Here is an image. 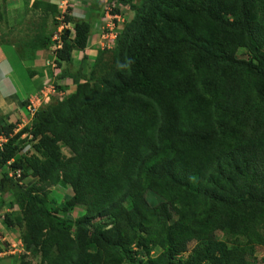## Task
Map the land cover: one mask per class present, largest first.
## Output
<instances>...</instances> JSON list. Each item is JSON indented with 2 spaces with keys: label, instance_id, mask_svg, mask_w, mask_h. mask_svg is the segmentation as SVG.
Returning a JSON list of instances; mask_svg holds the SVG:
<instances>
[{
  "label": "trees",
  "instance_id": "1",
  "mask_svg": "<svg viewBox=\"0 0 264 264\" xmlns=\"http://www.w3.org/2000/svg\"><path fill=\"white\" fill-rule=\"evenodd\" d=\"M119 1L134 17L110 61L108 50L92 62L82 53L78 71L60 78L73 92L30 127L0 126V176L22 208L6 226L24 229L26 257L41 264H264V0ZM87 10L89 20L98 13ZM89 20L63 37L58 66L88 48ZM50 44L39 34L24 52ZM25 133L37 155L18 156ZM12 160L11 170H31V186L9 178ZM58 186L73 191L62 209L51 205ZM76 207L81 217L61 215Z\"/></svg>",
  "mask_w": 264,
  "mask_h": 264
},
{
  "label": "rangeland",
  "instance_id": "2",
  "mask_svg": "<svg viewBox=\"0 0 264 264\" xmlns=\"http://www.w3.org/2000/svg\"><path fill=\"white\" fill-rule=\"evenodd\" d=\"M60 1L57 4L58 13L56 16H45L39 10H35L32 6V0H29V3L24 4L22 7L18 6L17 0H8L4 8H0V40L5 45H11L18 52V56H15V60H12L11 63V67L15 71V76H11L12 87L18 92L16 96L10 95L13 91L10 85L4 89L6 94L9 95V97H6V110H9L10 114L5 116L7 117L6 120L3 116H0V126L3 124H16L18 126L15 133L25 127H30L32 124V113L28 107L22 105L23 102L38 103L37 97H42L40 103L43 105L42 109H45L49 104H55L60 99L56 93L61 91L67 96L73 92L75 85L72 80L70 78L60 79L61 76L68 72L75 74L80 68L83 54L89 56L91 59L89 61L92 62L99 56L101 51L108 50L109 53L104 55L103 60L110 61L116 38L125 24L134 17V12L130 6L121 3L119 0H63L61 4ZM128 1L136 5L141 2V0ZM89 5L95 7V12H98L90 20L87 15ZM115 9L119 11L116 13L117 16L113 14ZM66 14L70 15L72 19L70 24L66 22ZM85 20H89L93 28L88 48L85 52L74 51L72 54L73 60L70 63L64 62L61 67L58 66L55 55L59 46L58 41L62 40L64 36L72 40L75 36L74 25ZM39 34L51 37V44L47 49L36 53V56L32 52L26 54L24 52L25 46L30 43L33 37ZM55 38H58V40H55ZM9 56L14 58V55L10 52ZM239 58H247L246 53L241 51ZM31 71L38 73L34 81L29 75ZM28 83H31L33 87ZM29 86L32 87L31 90ZM59 87L62 90H59ZM25 90H28L29 93H26ZM62 150L65 155H70L68 149L62 147ZM7 169H9V166ZM9 173L12 174L15 181L21 183L24 187L31 186L35 181L31 177V170L28 168L21 170V178L15 173V170L9 169ZM8 186L9 183L0 176V198L5 202V205L0 208V264H23V262L41 264L39 258L26 257V252L20 241L24 229L19 226L7 227L4 222L6 214H11L14 217L22 214V208L13 201ZM72 194L73 191L70 186L52 188L51 205L56 206L53 202L55 199L57 206L62 209L65 202L72 197ZM146 197L151 206L158 204L161 200L152 193H147ZM82 214L83 209L80 207L68 212L61 210L62 216L72 219H77ZM216 238L221 239L222 236L217 235ZM158 252L159 250H156L154 255L156 256ZM263 255L264 250L259 248L256 256L260 259Z\"/></svg>",
  "mask_w": 264,
  "mask_h": 264
},
{
  "label": "crops",
  "instance_id": "3",
  "mask_svg": "<svg viewBox=\"0 0 264 264\" xmlns=\"http://www.w3.org/2000/svg\"><path fill=\"white\" fill-rule=\"evenodd\" d=\"M35 0H32V3ZM47 3L52 4H59V0H42ZM62 0L60 1V3ZM17 3L19 7H22L24 5V0H17ZM9 52L14 55V58L12 56H9ZM15 56H18L17 49L12 48V46H7L5 44H1L0 41V116H3L6 120V115L10 114L9 110L7 109V98L9 97L8 94L5 92V88L9 85L12 87V80L11 76H15V71L13 70V67H11L12 60H15ZM38 75V73H37ZM37 75H35L32 79L33 81L37 78ZM30 86L33 87L31 83H28ZM30 90L32 87H30ZM13 89V87H12ZM29 90V89H28ZM28 90H25L26 93H29ZM18 92V90L13 89L12 93L10 95H15Z\"/></svg>",
  "mask_w": 264,
  "mask_h": 264
},
{
  "label": "clouds",
  "instance_id": "4",
  "mask_svg": "<svg viewBox=\"0 0 264 264\" xmlns=\"http://www.w3.org/2000/svg\"><path fill=\"white\" fill-rule=\"evenodd\" d=\"M63 1V0H62ZM62 3V2H61ZM60 3V4H61ZM63 3H65V2H63ZM33 4V3H32ZM56 5V4H55ZM58 7V6H57ZM59 7H60V5H59ZM66 10V9H65ZM63 12H65V11H63ZM118 14H115V16H117ZM74 28V27H73ZM75 32V31H74ZM75 35V34H74ZM55 40H58V38H55ZM89 42H90V40H89ZM58 43H59V46H58V49H61L62 48V45H63V43H62V40H60V41H58ZM114 45H115V43H114ZM57 49V50H58ZM68 79V78H67ZM54 92H55V89H54ZM17 94V93H16ZM16 94H15V96H16ZM57 95H58V97H60V99L58 100V101H60V100H62L64 97H66V95H65V93L64 92H58V93H56ZM40 98H42V97H37V99H38V103H35V102H32V103H27V105H25L24 107H28L29 108V110L31 111V113H32V116H33V119H34V117H35V114L38 112V111H40V110H43L42 109V104L40 103ZM23 102V101H22ZM57 102V101H56ZM34 103V104H33ZM49 105H51V104H49ZM48 105V106H49ZM47 106V107H48ZM46 107V108H47ZM33 119H32V121H33ZM17 130V129H16ZM22 130V129H21ZM17 133V132H16ZM21 140H24V142L21 144L22 146L20 147L21 148V150H20V152H19V155L18 156H20V155H22V156H33V155H37L36 154V150H35V148H34V145L37 143V141H34V138H33V136L30 134V133H25L21 138H20ZM0 140H5L3 143H2V147H3V145L8 141V138H7V136H5L4 134H1L0 135ZM2 147H0V148H2ZM65 148V147H64ZM65 149H68V148H65ZM68 151H69V149H68ZM62 152H63V150H62ZM64 153V152H63ZM65 154V153H64ZM69 154H70V152H69ZM67 156V155H66ZM70 156V155H69ZM13 162V160L12 161H10L8 164V166H9V169H11V166H10V163H12ZM7 166V167H8ZM7 169V168H6ZM23 168H18V170H16L15 171V173L21 178V174H20V172H21V170H22ZM9 176H10V178H12V174L11 173H9ZM13 179V178H12ZM14 180V179H13ZM15 181V180H14ZM17 182V181H16ZM21 184V183H20ZM20 241H21V243H22V240L20 239ZM22 248H24V246H23V243H22ZM1 253V252H0ZM155 253H152V255L153 256H155L154 255Z\"/></svg>",
  "mask_w": 264,
  "mask_h": 264
},
{
  "label": "built area",
  "instance_id": "5",
  "mask_svg": "<svg viewBox=\"0 0 264 264\" xmlns=\"http://www.w3.org/2000/svg\"><path fill=\"white\" fill-rule=\"evenodd\" d=\"M4 141H5V140H1V141H0V147H2V143H1V142H4Z\"/></svg>",
  "mask_w": 264,
  "mask_h": 264
}]
</instances>
